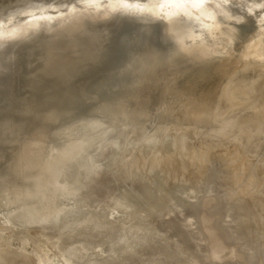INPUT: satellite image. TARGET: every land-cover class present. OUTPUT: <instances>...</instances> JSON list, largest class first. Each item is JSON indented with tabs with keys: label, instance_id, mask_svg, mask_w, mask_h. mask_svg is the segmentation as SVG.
Instances as JSON below:
<instances>
[{
	"label": "rangeland",
	"instance_id": "rangeland-1",
	"mask_svg": "<svg viewBox=\"0 0 264 264\" xmlns=\"http://www.w3.org/2000/svg\"><path fill=\"white\" fill-rule=\"evenodd\" d=\"M64 1L0 0V264H264V74L254 72L253 56L244 58L264 28V0L225 1L242 7V19L214 17L231 34L212 59L181 52L186 39L164 19L180 3L147 15L168 0H119L108 18L79 9L49 29L3 37L26 14L52 17ZM210 23L196 28L207 39L221 30ZM237 99L243 110L230 114ZM226 109L229 122L240 115L235 129L226 115L219 119ZM83 134L94 141L50 164L61 172L51 182L44 162ZM49 207L59 212L47 215Z\"/></svg>",
	"mask_w": 264,
	"mask_h": 264
},
{
	"label": "bare ground",
	"instance_id": "bare-ground-1",
	"mask_svg": "<svg viewBox=\"0 0 264 264\" xmlns=\"http://www.w3.org/2000/svg\"><path fill=\"white\" fill-rule=\"evenodd\" d=\"M226 0H203V3H200L199 2V0H168V2H164L163 4H159V6H154V7H152V8H150V10H149V12L147 13V15L149 14V15H153V14H155V13H158L160 10H162L166 5H168L169 3H172V2H177V3H180V5H179V7H177L176 9H174L173 11H170L165 17H164V19H166V20H171L173 23H170V28H171V30H172V33H174L173 35H175L176 34V36L177 37H180L181 36V38H184V40H185V44H181V43H179V44H181V45H184V47L183 46H181V47H183V48H181V52L183 53V54H185V57H188L191 61H194V60H198V59H200V58H205V57H207V58H210V59H212L213 57H216V56H219V55H222L223 54V52H222V49H220L219 47H221V45H224V47H222L223 49L226 47V48H228L229 46L228 45H226V42H225V39H227L229 36H230V34H231V31L230 30H228V31H226V29H221L220 28V25L222 24V20L224 21V20H228V22L227 23H231V24H233V23H235V22H237V21H239L240 19H242L241 17H240V10L242 9V7H240L239 9H237V7L238 6H236V9L237 10H235V11H233L234 9H229L228 8V6L226 5L227 3H230V2H232V0L230 1V2H225ZM237 1H241V2H243V0H235V1H233L234 2V4H236V2ZM8 3V5H10V3H9V1L7 2ZM68 3V1H64V2H62V3H60V4H55L54 5V7H53V9H54V11H55V15L54 16H52V17H48V18H45V17H42V16H38V15H35V14H30V15H27L26 14V16L24 17V19L22 20V19H20L21 21H17L19 24H18V26L17 27H15V28H13V29H10L9 31H6L5 32V34H4V36L3 37H6V38H15V37H18V36H22V35H26V33H27V29L28 28H40V27H46V28H48L49 29V27H51L52 25H54L55 23H57L58 21H60V20H62L63 18H66L68 15H70V14H76V11H79V9H86L87 10V12L89 11L90 13H91V17H98V18H100V19H104V18H108V17H110L112 14H113V12L114 13H116L114 10L120 5V3H121V1H119V0H96V3L93 5V6H91V7H88L87 5H86V3H85V0H72L71 2H69V4H71L72 6L73 5H79V7H77V8H73V9H66V6L68 5L67 4ZM238 3V2H237ZM105 5H107V6H105ZM219 5V6H218ZM230 5H232L231 3H230ZM229 5V6H230ZM241 5V4H240ZM245 5H248V10H252L253 11V9H254V7H255V5L254 4H251V3H248V4H245ZM242 6V5H241ZM50 8V5H47L46 6V9H49ZM2 9H4V8H2ZM2 9H0V13L2 12L1 10ZM246 8H243V12L244 11H246L245 10ZM117 10V9H116ZM232 10V11H231ZM83 11V10H82ZM84 12H86V11H84ZM242 12V11H241ZM242 12V13H243ZM246 12H244V14H245ZM249 13V12H248ZM248 13H247V15H248ZM89 14V13H88ZM17 15V14H16ZM16 15H14L9 21H8V25L11 23V25L13 24V22H15V20H17L16 19ZM19 15V14H18ZM21 15V14H20ZM85 15H87V14H85ZM207 16H211V17H216L217 18V20L218 21H220L221 22V24L218 22V21H214V20H216V18H214L212 21H214V23H210V22H212V21H208V19H211V18H208ZM241 16H242V14H241ZM245 16V15H244ZM20 17V16H19ZM23 17V16H22ZM89 17H90V15H89ZM180 17H183V19L182 20H178V18H180ZM199 18L200 20H201V18L202 17H206L205 19H203V21H202V23L201 24H199V25H203V23H204V21L206 22L205 24H208L207 25V27H204V26H202V27H204V28H208V29H210V26H209V23L211 24V25H213V27L215 26V23H216V25H217V23H219V26H216V27H219V28H217V29H221V30H218L220 33H218L217 35H216V33H215V36L213 37V38H208L207 39V37L206 36H204L205 34V31H203V30H199L198 32L196 31V28H197V30H198V27H200L198 24H196V28H195V26H193L195 23H196V21L197 20H195L196 18ZM86 18V17H85ZM90 19V18H89ZM89 19H88V17H87V20L89 21ZM92 19V18H91ZM99 19V20H100ZM198 19V20H199ZM96 20V19H95ZM98 20V19H97ZM195 20V21H194ZM199 20V21H200ZM79 21V20H78ZM87 21V22H88ZM91 21V20H90ZM93 21V20H92ZM62 22V21H61ZM75 22V21H74ZM77 22V21H76ZM86 22V23H87ZM84 23V22H83ZM197 23H198V21H197ZM61 24V23H60ZM85 24V23H84ZM204 24V25H205ZM74 24H72L71 26H73ZM76 25H78V22L76 23ZM198 25V26H197ZM79 28H80V26H78ZM195 29H194V28ZM202 27H200V28H202ZM212 27V28H213ZM215 27V28H216ZM67 28H68V26H67ZM67 28H65V29H67ZM194 30H193V29ZM204 28H202V29H204ZM62 29V28H61ZM64 30V29H63ZM72 30V29H71ZM173 30H174V32H173ZM205 30V29H204ZM212 30L213 29H211V33H213L212 32ZM70 31V30H69ZM195 31V32H194ZM208 31V30H207ZM214 31L216 32V29H214ZM64 32V31H63ZM207 34V33H206ZM208 34H209V32H208ZM214 34V33H213ZM172 35V37L175 39V37L176 36H173ZM211 36H212V34H211ZM170 39V38H169ZM173 39V40H174ZM180 39V38H179ZM219 39V41L217 42V40ZM181 40L183 41V39H180V42H181ZM175 41H177V39L175 40ZM179 41V40H178ZM174 42V41H173ZM33 44V43H32ZM178 44V45H179ZM34 45V44H33ZM2 47H4V46H2ZM33 47V46H32ZM177 47V46H176ZM250 50H249V52L244 56V58L245 57H249V56H253V61H252V66H253V68H254V72H256V73H260L261 75H263L264 74V28L262 29V30H260V31H258V33H257V35L255 36V38H254V40L252 41V43H251V46H250V48H249ZM1 50V49H0ZM176 50V49H175ZM3 50H1L0 52H2ZM229 50H227L225 53H227ZM0 57H1V55H0ZM2 57H3V55H2ZM21 58V57H20ZM19 58V59H20ZM210 59L208 60V61H210ZM1 63H3L2 62V58H1ZM0 63V64H1ZM4 63H5V60H4ZM2 65V64H1ZM4 65V64H3ZM6 65V64H5ZM4 68H5V66H3ZM6 70H7V66H6V68H5ZM82 69V68H81ZM80 69V70H81ZM211 69V68H210ZM209 69V70H210ZM2 70V69H1ZM1 72V71H0ZM262 72H263V74H262ZM252 73V72H251ZM256 73H255V75L254 76H256ZM245 76H246V74H244ZM248 75H253V74H248ZM247 75V76H248ZM253 76V77H254ZM238 78V77H237ZM242 79V78H241ZM245 79V78H244ZM247 79V78H246ZM252 79V78H251ZM254 79H257V78H254ZM243 80V79H242ZM242 80H241V82H242ZM258 80H259V77H258ZM257 81V80H256ZM255 81V82H256ZM230 82H232L233 84L235 83V82H233V81H230ZM247 82H250V81H247ZM258 82V81H257ZM231 83V84H232ZM251 83H253V82H251ZM3 84V83H2ZM5 84V83H4ZM241 84V83H240ZM244 84V86L246 87V85H245V83H243ZM242 84V85H243ZM258 84V83H257ZM256 84V85H257ZM235 85H237V84H235ZM239 85V84H238ZM237 85V86H238ZM248 85V84H247ZM255 85V84H254ZM261 85V84H260ZM0 86H2L3 87V85H1L0 84ZM6 86V85H5ZM4 86V87H5ZM32 86V85H31ZM236 86V87H237ZM2 87H1V89H2ZM7 87V86H6ZM240 87V86H239ZM232 88V87H231ZM233 88H234V86H233ZM251 87H248V89H250ZM252 88H253V86H252ZM251 88V89H252ZM0 89V90H1ZM3 89H5V88H3ZM242 89H244V88H242ZM246 89V88H245ZM251 89L249 90V92L251 91ZM234 89H232V91H233ZM254 90V89H253ZM2 92V91H1ZM252 92V91H251ZM223 93V92H222ZM226 93V92H225ZM229 93H231V92H229ZM254 93V92H253ZM256 93V92H255ZM219 95H220V92H219ZM228 95V94H227ZM226 95V96H227ZM247 95V94H246ZM245 95V96H246ZM1 96H2V94H0V98H1ZM223 96H224V94H223ZM253 96H254V94H253ZM219 97V96H218ZM226 98V97H225ZM256 98H258V97H256ZM12 98H10V100H11ZM16 98H14V100H15ZM219 99V98H218ZM1 100H2V98H1ZM0 100V101H1ZM253 100H255L254 99V97H253ZM220 101V100H219ZM224 101V100H223ZM238 101V99L236 100V109H234L235 107H231L230 109H229V111L231 110V109H233V110H237V112H239V110L240 111H242L243 109L242 108H240L239 109V105H237V102ZM240 101H243V100H240ZM11 102L12 103H16V102H13V100H11ZM11 102H9V105L11 106ZM226 102V101H225ZM224 102V103H225ZM231 103V102H230ZM219 104V103H218ZM226 104H228V103H226ZM239 104H241V102H239ZM248 104V103H247ZM247 104H246V106H247ZM250 104V103H249ZM224 105V104H223ZM229 105H232V104H228V106ZM235 106V105H234ZM245 106V105H244ZM243 106V108H246V106L244 107ZM7 107H8V104H7ZM219 107V106H218ZM218 107H216L217 109H215L216 111L219 109ZM9 108V107H8ZM11 108H12V106H11ZM202 109V108H201ZM214 110V111H215ZM220 110V109H219ZM224 110V109H223ZM222 110V111H223ZM233 110H231V111H233ZM206 111V110H205ZM221 111V110H220ZM229 111L226 109L220 116H219V119H220V117H222V118H224V116L226 115L227 117L232 113L231 111H230V114L229 115H227L228 113H229ZM204 112V111H203ZM226 112V113H225ZM217 112H215V114H216ZM233 114H235V116L236 115H238V113L236 114V111L233 113ZM233 114H232V116H233ZM1 115V114H0ZM3 115V114H2ZM205 115V113L202 115L201 114V116L200 117H202V116H204ZM219 115V114H218ZM218 115H216V116H218ZM190 116V115H189ZM215 115L214 116H212V120L213 119H216L215 117H216ZM234 116V117H235ZM238 116H240V115H238ZM193 117V116H192ZM206 117V116H205ZM209 117V116H208ZM207 117V118H208ZM227 117H225V119H223L224 120V123H225V121L227 120ZM231 117V116H230ZM230 117H228V123H230V124H232L233 125V123H234V121H233V123H232V119L234 118V117H232L231 118V121L229 122V118ZM191 118V117H190ZM210 118V117H209ZM260 118H261V115H260ZM263 118V117H262ZM202 119V118H201ZM211 119V118H210ZM218 119V118H217ZM238 119V118H237ZM223 120L221 119V121L220 122H222L223 123ZM203 121H205V120H203ZM206 121H207V119H206ZM255 121V120H254ZM262 121V120H261ZM87 122V121H86ZM208 123L210 122V120L209 121H207ZM247 122V121H246ZM250 122V121H249ZM222 123H220V124H222ZM260 123V122H259ZM88 124V123H87ZM86 123L84 124V125H87ZM193 124V123H192ZM237 124H238V122H237ZM261 124V123H260ZM226 125V124H225ZM232 125H230V126H232ZM251 125H252V122H251ZM250 125V126H251ZM254 125V124H253ZM257 125V124H256ZM255 125V126H256ZM183 126V125H182ZM185 126H186V124H185ZM184 126V128L186 129V127ZM192 126V125H191ZM222 126V125H221ZM229 126V125H228ZM246 127H248V125H245ZM250 126H249V128H250ZM258 126V125H257ZM193 127H194V129L196 128V126H194L193 125ZM198 127V126H197ZM224 127V126H223ZM245 127V128H246ZM252 127V126H251ZM254 127V126H253ZM190 128V127H189ZM192 128V127H191ZM200 128V127H199ZM230 129H235L234 128V125H233V128H231V127H229ZM244 127L242 128V130L243 129H245ZM248 128V129H249ZM262 128V127H261ZM201 129V128H200ZM226 130H227V127L225 128ZM239 129V128H238ZM240 129H241V127H240ZM254 129V128H253ZM264 129V128H263ZM179 131H180V127H179V129H178ZM178 130L176 131V132H178ZM190 130H193V129H190ZM226 130H225V132H226ZM247 130V129H246ZM257 130V129H256ZM197 131V130H196ZM200 131V130H199ZM198 131V132H199ZM220 131H222V130H220ZM224 131V130H223ZM228 131V130H227ZM245 131V130H244ZM182 132V131H181ZM184 132V131H183ZM231 130H230V136H231ZM251 132V131H250ZM258 132V131H257ZM179 133V132H178ZM193 133H194V131H193ZM196 133V132H195ZM227 133V132H226ZM245 133H246V131H245ZM249 133V132H248ZM252 133V132H251ZM261 133H263V135H264V132H261ZM244 134V133H243ZM247 134V133H246ZM250 134V133H249ZM248 134V135H249ZM255 134H256V132H255ZM258 135H259V133H257ZM108 135V134H107ZM107 135H105V136H107ZM219 135V134H218ZM1 136V135H0ZM86 136V137H85ZM104 136V135H103ZM103 136H99L101 139L103 138H105V136L103 137ZM180 136V135H179ZM217 136V135H216ZM220 136V135H219ZM255 137L257 136V135H254ZM260 137H261V135H259ZM258 136V137H259ZM2 137V136H1ZM83 137V138H82ZM82 137H80V139H78L75 143H74V145L70 148V149H68V150H63L62 148H58V150L55 152V154L51 157V155H50V158H48L45 162H44V165L45 166H43V167H45L44 169H42V171L44 172V173H47V174H49V176L51 177V182L53 181H55L56 179H57V175H60V173H58V174H53L52 172V170H50V164H55V165H59L60 163H62L63 161H65V159H67L69 156H72V155H79L80 154V151H81V149H84V147H87L88 145H91V143H92V141H94L93 139H91V137H88L87 135H85V134H83V136ZM196 137V136H195ZM224 137V136H223ZM3 138V137H2ZM176 138V137H175ZM249 138V137H248ZM262 139H263V142H264V137L262 136L261 137ZM261 138H259L260 140L259 141H261L262 139ZM1 139V138H0ZM4 139V138H3ZM3 139L2 140H0V141H3ZM98 139V138H97ZM101 139H98V140H101ZM177 139V138H176ZM186 139V138H185ZM92 140V141H91ZM96 140V139H95ZM182 140V139H181ZM209 140V139H208ZM210 140H211V138H210ZM254 140H255V138H254ZM237 141H238V139H237ZM237 141H235V142H237ZM178 142V141H177ZM221 142V141H220ZM3 143V142H2ZM2 143H0V144H2ZM184 143V142H183ZM183 143H181L180 145H184ZM222 143H224V142H222ZM178 144V143H177ZM196 145V144H195ZM219 145H221V144H219ZM219 145H217L216 144V147L217 146H219ZM174 146V145H173ZM61 147V146H60ZM221 147V146H220ZM217 148H219V147H217ZM216 148V149H217ZM234 148V147H233ZM173 149V148H172ZM198 149V148H197ZM196 149V150H197ZM224 149H225V147H224ZM176 150V149H175ZM220 150V149H219ZM231 150H232V148H231ZM196 152V151H195ZM203 152V151H202ZM230 152V151H229ZM236 152V151H235ZM153 153V152H152ZM175 153H176V151H175ZM192 153V152H191ZM198 153H201V152H198ZM197 153V154H198ZM204 153V152H203ZM241 153V152H240ZM133 154V153H132ZM155 154V153H154ZM158 154V153H157ZM177 154H179V153H177ZM194 154V153H193ZM202 154V153H201ZM208 155H209V153H207ZM207 154H205V155H207ZM224 154V153H223ZM229 154H231V153H229ZM232 154H234V153H232ZM236 154V153H235ZM237 154H238V151H237ZM245 154V153H244ZM21 155V154H20ZM203 155V154H202ZM228 155V154H227ZM239 155H241V157H242V154H239ZM19 156V155H18ZM151 156V155H150ZM196 156V155H195ZM135 157V156H134ZM137 157V156H136ZM178 157V156H177ZM192 157V156H191ZM202 156L200 155V158H201ZM207 157V156H206ZM229 157V156H228ZM233 158L235 157V156H232ZM236 157H237V155H236ZM240 157V158H241ZM244 157V156H243ZM246 157V156H245ZM20 158H22V157H20ZM19 158V159H20ZM198 158H199V156H198ZM227 158V157H226ZM18 159V160H19ZM195 159H197V157H195ZM205 159H207V158H205ZM232 159V158H231ZM231 159L229 158V160H230V162H233V160L231 161ZM246 159V158H245ZM134 160H135V158H134ZM140 160V159H139ZM149 160H151V159H149ZM149 160L147 161V163H149ZM198 160V159H197ZM202 160L204 161V159L202 158ZM234 160H236V159H234ZM238 160H240L239 158H238ZM242 160V159H241ZM17 161V160H16ZM200 161H201V159H200ZM200 161H198V162H200ZM205 161H207V160H205ZM19 162V161H18ZM133 162V161H132ZM152 162V161H151ZM197 162V163H198ZM238 162H240V163H242L241 161H238ZM237 162V163H238ZM247 162V161H246ZM201 163V162H200ZM235 163V162H234ZM233 163V164H234ZM19 165H20V163H18ZM18 164H16V165H18ZM155 164V163H154ZM196 164V163H195ZM194 164V165H195ZM206 164V163H205ZM231 164V163H230ZM236 164V163H235ZM242 164H244V163H242ZM140 165V164H139ZM165 165V164H164ZM201 165H203V164H201ZM200 165V166H201ZM232 165V164H231ZM238 165V164H237ZM240 165V164H239ZM257 165V164H256ZM22 166V165H21ZM188 166V165H187ZM197 166V165H196ZM234 166V165H233ZM241 166V165H240ZM18 167H20V166H18ZM24 167V166H23ZM180 167V166H179ZM198 167V166H197ZM241 167H243V166H241ZM256 167V166H255ZM21 168V167H20ZM35 168H37V167H35ZM244 168V167H243ZM252 168H253V166H252ZM142 169V168H141ZM194 169V168H193ZM232 169V168H231ZM240 169H242V168H240ZM247 169V168H246ZM16 170H17V168H16ZM19 170V169H18ZM23 170V169H22ZM32 170H34V169H32ZM174 171L176 170L175 168L173 169ZM189 170V169H188ZM200 170V169H199ZM248 170V169H247ZM256 169H254V171H255ZM41 171V170H40ZM52 171V172H51ZM142 171V170H141ZM140 171V172H141ZM177 171H179V170H177ZM176 171V172H177ZM189 171H191V170H189ZM188 171V172H189ZM230 171V170H229ZM232 171H233V169H232ZM78 172H80V171H77V173ZM243 172V171H242ZM242 172H240V174L242 175L243 173ZM252 174H253V172L252 171H250ZM18 174H19V172H17ZM40 173V172H39ZM164 173V172H163ZM172 173V172H171ZM183 173V172H182ZM192 173V172H191ZM198 173V172H197ZM41 174V173H40ZM74 174V173H73ZM75 174H76V172H75ZM88 173H84L83 175H84V178L86 179V177L88 178V175H87ZM178 174V173H177ZM180 174V173H179ZM187 174V173H186ZM189 174V173H188ZM231 174H233V173H231ZM245 174H247V173H245ZM15 175H16V173H15ZM37 175V174H36ZM72 175V174H71ZM85 175H86V177H85ZM143 175V174H142ZM183 174H181V176H182ZM22 176H23V173H22ZM28 176V175H27ZM35 176V175H34ZM33 176V178H35ZM38 176H39V174H38ZM47 176V175H46ZM65 176V175H64ZM180 176V177H181ZM194 176V175H193ZM231 176V175H230ZM233 176H234V174H233ZM243 176H244V174H243ZM253 176V175H252ZM255 176V175H254ZM257 176V175H256ZM16 177V176H15ZM20 177V176H19ZM32 177V176H31ZM37 177V176H36ZM41 177H42V175H41ZM185 176H183V178H184ZM201 177V176H200ZM240 176H238L237 178H239ZM248 177H249V179H250V176H248L247 175V182H248ZM30 177H28V180H30L29 179ZM78 178V177H77ZM83 178V179H84ZM182 178V179H183ZM193 178V177H192ZM202 178V177H201ZM228 178H230V177H228ZM235 178V177H234ZM241 178V177H240ZM246 177L244 176V179H245ZM251 178H253V177H251ZM15 179V178H14ZM24 179V178H23ZM38 179V178H37ZM44 179V178H43ZM64 179V178H63ZM185 179V178H184ZM243 179V178H242ZM243 179V180H244ZM88 180V179H87ZM179 180V179H178ZM181 180V179H180ZM179 180V181H180ZM234 181V183H235V181H236V179H233ZM243 180H241V181H243ZM246 180V179H245ZM257 180V179H256ZM256 180H254V181H256ZM18 181H19V179H18ZM30 181H32V182H30L31 184L33 183V179L32 180H30ZM40 181V180H39ZM48 181V180H47ZM184 181V180H183ZM187 181V180H186ZM240 181V182H241ZM253 181V180H252ZM12 182H14V181H12ZM67 182V181H66ZM85 182V181H84ZM185 182V181H184ZM238 182H239V180H238ZM246 182V183H247ZM257 182V181H256ZM36 183V182H35ZM38 183V182H37ZM252 183V182H251ZM255 183V182H254ZM77 184V183H76ZM81 184V183H80ZM79 184V185H80ZM237 184V183H236ZM15 185H16V183H15ZM28 185H29V183H28ZM63 185V184H62ZM78 185V186H79ZM239 185V184H238ZM242 184H240V186H241ZM243 185H244V183H243ZM246 185V184H245ZM248 185V184H247ZM250 185V184H249ZM248 185V186H249ZM254 184H252L251 186H253ZM256 185V184H255ZM257 185H258V182H257ZM59 186V185H58ZM251 186H249L251 189H252V187ZM259 186H261V185H259ZM258 186V187H259ZM263 187H264V184L262 185ZM261 186V187H262ZM22 187V186H21ZM24 187H25V185H24ZM31 188H32V186H30ZM61 188H59L60 190L61 189H63L62 188V186H60ZM63 187H66V185H64ZM234 187V186H233ZM241 187H243V186H241ZM241 187H239V188H241ZM247 187V186H246ZM257 187V188H258ZM261 187H260V190H258V191H264V189L263 190H261ZM70 188V187H69ZM237 188H238V186H237ZM254 189H253V192L254 191H256V186L255 187H253ZM13 189V188H12ZM28 189V188H27ZM71 189H74V188H71ZM29 190V189H28ZM237 190V189H236ZM240 190V189H239ZM243 190V189H242ZM245 190V189H244ZM69 191H70V189H69ZM235 191V190H234ZM238 191V190H237ZM249 191H251V190H248V192ZM15 192V191H14ZM22 192H24V188H23V191ZM245 191H243V193H244ZM247 192V191H246ZM257 192V191H256ZM255 192V193H256ZM28 193V192H27ZM30 193H31V191H30ZM33 193H34V191H33ZM32 193V194H33ZM237 193H239V192H237ZM242 192H240V194H241ZM259 193V192H258ZM257 193V194H258ZM21 194H23V193H21ZM29 194V193H28ZM247 194V193H246ZM251 194H252V191H251ZM31 195V194H30ZM245 195V194H244ZM249 195H250V193H249ZM256 195V194H255ZM263 195V194H262ZM32 196V195H31ZM238 196V195H237ZM260 196H261V194H260ZM42 196H40V198H41ZM249 197V196H248ZM247 197V198H248ZM22 198V197H21ZM27 198V197H26ZM31 198V197H30ZM86 198V197H85ZM245 199H246V197H245ZM20 200V199H19ZM23 200H25V198L24 199H22V201ZM27 200V199H26ZM86 200V199H85ZM88 200V199H87ZM251 200V199H250ZM253 201H254V199H253ZM252 201V202H253ZM16 203V202H15ZM15 206H17V211L19 210V211H21L20 209H18L19 207H18V205L21 207L22 205H21V203H16V204H14ZM13 205V206H14ZM77 205V204H76ZM98 205V204H97ZM262 208V207H261ZM14 209V208H13ZM16 209V208H15ZM55 208H47L46 209V211H45V213L48 215V214H54V213H56V212H59V211H53ZM77 210H78V208H77ZM64 212V211H63ZM62 212V213H63ZM123 212V211H122ZM62 213H58L60 216H62L63 214ZM65 213V212H64ZM121 213V212H120ZM129 213V212H128ZM140 213V212H139ZM23 214V213H22ZM26 214H28V213H26ZM79 214V213H78ZM65 215H67L66 213H65ZM75 215H77V214H75ZM30 216V215H29ZM137 216V215H136ZM145 216V215H144ZM211 216V215H210ZM117 219H119V218H117ZM254 226V225H253ZM255 227V226H254ZM257 233V232H256ZM258 233H260L259 231H258ZM263 239V238H262ZM102 246V245H101ZM104 246V245H103Z\"/></svg>",
	"mask_w": 264,
	"mask_h": 264
},
{
	"label": "snow or ice",
	"instance_id": "snow-or-ice-1",
	"mask_svg": "<svg viewBox=\"0 0 264 264\" xmlns=\"http://www.w3.org/2000/svg\"><path fill=\"white\" fill-rule=\"evenodd\" d=\"M200 3H203V0H199ZM85 3L88 7L93 6L96 3V0H85ZM219 6V5H218ZM79 5H73V8H77ZM261 8H264V4L260 5Z\"/></svg>",
	"mask_w": 264,
	"mask_h": 264
}]
</instances>
